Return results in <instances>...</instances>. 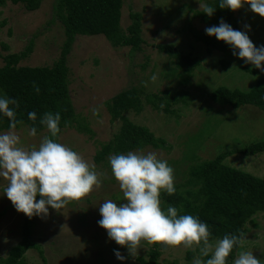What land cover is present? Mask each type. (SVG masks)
<instances>
[{
  "label": "rangeland",
  "instance_id": "obj_1",
  "mask_svg": "<svg viewBox=\"0 0 264 264\" xmlns=\"http://www.w3.org/2000/svg\"><path fill=\"white\" fill-rule=\"evenodd\" d=\"M57 0H43L41 7L27 11L20 4L6 3L0 6V53L20 52L33 45L32 52L21 65H52L60 57L65 40L60 19L55 14ZM205 5L201 0H124L121 24L126 28L132 11H142L141 50L113 46L103 35H79L68 55L69 90L77 119L93 134L75 128L64 130L59 142L79 152L104 175L99 189L78 200L69 202L59 210L49 208V214L41 219L34 216L33 240L39 244L48 264H140L138 255L147 252L144 244L138 254L132 256L126 247L116 244L107 230L97 223L101 219L99 205L106 199L117 203L114 195H123L112 175L110 165L97 164L94 155L101 143L112 139L120 128L119 120L111 122L106 101L131 86L147 92L178 87V76L167 75L175 58L160 51L156 45L173 43L190 58L198 57L200 63L194 69L185 89L193 96L189 105L175 107L180 117H169L146 105L141 113L131 112L133 122L147 126L157 136L167 141V147H146L143 152H155L174 169L175 182L180 181L195 154L210 159L226 149H236L263 138L264 111L252 105L239 109L220 106L210 99V93L220 86L242 91L250 90L264 72L233 55L214 50L195 40L188 26L202 29L204 23L195 16ZM242 20L241 31H246L254 45H264V17L251 11L248 5L236 10ZM250 26L248 30L245 26ZM2 43L9 45L4 50ZM222 60L230 61L224 68ZM3 61L0 58V67ZM248 67L254 70H245ZM183 73V71L179 70ZM156 75L153 82L150 78ZM210 104V105H209ZM27 127L15 130L25 147L38 146L44 133L27 136ZM8 131V130H7ZM6 132V131H1ZM225 164L264 178V153L247 156L235 153L224 160ZM7 181L0 180V259L21 240L24 214L16 211L12 202L3 195ZM256 226L249 224L245 230L242 250L252 251L264 264V213L254 216ZM188 248H167L162 259L177 260L178 264H192L186 259ZM115 251L126 257L117 259ZM27 264H43L37 249L26 254Z\"/></svg>",
  "mask_w": 264,
  "mask_h": 264
},
{
  "label": "trees",
  "instance_id": "obj_2",
  "mask_svg": "<svg viewBox=\"0 0 264 264\" xmlns=\"http://www.w3.org/2000/svg\"><path fill=\"white\" fill-rule=\"evenodd\" d=\"M201 1H204L205 5L217 6L216 11L209 17L203 13V9L197 10L195 16L205 26L199 29L189 25L187 30H190L196 41L204 43L209 52L216 50L230 54L232 49L226 42L208 36L204 30L206 27L218 25L223 20L235 30L241 31L242 20L235 15V11L221 9L218 0ZM8 2L20 4L27 11H35L41 7L43 0H0V6ZM123 4L124 0H57L54 10L62 23L65 40L60 57L52 65H21L32 52V44L20 52L0 53L3 61L0 67V93L18 101L17 119L23 121L22 125H17L16 130L25 126L27 128L35 126L37 134L49 135L47 129L39 123V119L45 112H59L61 132L58 134V140L61 133L68 128L93 134L91 129L77 119L69 90L67 59L79 35H103L113 46L130 47L132 52L141 50L144 43L143 12L132 11L129 15L130 24L123 28L121 24ZM3 24L4 22H0V25ZM156 46L160 51L175 58L173 61L175 66L169 67L167 75L178 76V87L174 89L168 86L166 90L147 92L143 88L131 86L106 101L111 122L119 120L121 124L112 139L101 143L94 155L95 163L109 165L110 154L143 150L148 146L167 147L166 139L157 136L147 126L133 122L128 114L131 112L139 114L146 105H149L154 111L179 118L180 113L175 106L179 103L189 105L193 101V96L185 87L200 63L198 57L190 58L189 54L185 55L179 51L173 43ZM2 47L6 51L9 50L6 43H2ZM221 62L224 68L231 64L230 61ZM245 70L256 73L248 67ZM33 83L39 87V93L34 90ZM210 99L223 107L239 109L244 105H252L264 111V73L248 91L220 86L210 93ZM29 112L37 114L35 122L29 120ZM7 130L9 119L0 116V132ZM235 153L247 156L264 153V136L243 147L226 149L210 159H202L195 154L180 181L175 183V193L172 195L161 193L162 208L166 209L171 205L179 210V214L198 217L209 226L214 239L231 233L239 235L242 232L245 235L249 224L256 226L254 216L264 213V178L226 165L224 160ZM114 197L122 200L123 195ZM39 198L38 196L37 199ZM33 225L34 217L29 218L24 214L21 240L0 259V264H27L26 254L31 249H37L42 256L43 264H48L39 244L32 238ZM243 243L244 236L240 247L234 248L230 254L229 264L243 249ZM146 245H148L146 254L136 257L140 264H178L176 259L169 261L161 258L168 246ZM197 254L198 250L188 249L186 259L192 262Z\"/></svg>",
  "mask_w": 264,
  "mask_h": 264
},
{
  "label": "clouds",
  "instance_id": "obj_3",
  "mask_svg": "<svg viewBox=\"0 0 264 264\" xmlns=\"http://www.w3.org/2000/svg\"><path fill=\"white\" fill-rule=\"evenodd\" d=\"M248 5L254 13L264 17V0H218L221 9L239 10ZM203 13L211 17L216 7L201 5ZM250 30V26H245ZM208 36L226 42L233 55L264 72V45H254L246 31L235 30L221 20L218 25L205 28ZM153 82L157 76L150 78ZM34 90L39 87L33 83ZM19 103L15 98L0 93V116L9 119V130L0 132V180L7 181L3 189L16 211L27 217L43 219L49 208L59 210L101 187L103 173L79 152L59 142L61 115L45 112L39 119L49 135L40 139L38 146L25 147L15 131L23 121L17 119ZM35 122L37 114L28 113ZM37 129H27L28 137H35ZM108 163L124 202L106 199L99 205L98 225L107 230L108 237L127 248L132 256L144 244L168 247L182 246L198 250L192 264H229L234 248L241 245L244 234H225L212 238L209 226L198 217L179 214L174 206L162 208L161 193H175L174 169L155 152L141 150L110 154ZM40 197L37 199V197ZM117 259L126 257L115 251ZM231 264H261L249 250H241Z\"/></svg>",
  "mask_w": 264,
  "mask_h": 264
}]
</instances>
